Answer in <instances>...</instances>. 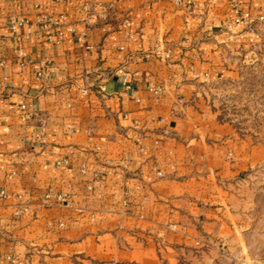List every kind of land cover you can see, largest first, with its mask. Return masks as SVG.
I'll return each mask as SVG.
<instances>
[{
	"label": "crops",
	"instance_id": "1",
	"mask_svg": "<svg viewBox=\"0 0 264 264\" xmlns=\"http://www.w3.org/2000/svg\"><path fill=\"white\" fill-rule=\"evenodd\" d=\"M241 2L257 30L263 1ZM233 20L229 0H0V264H183L226 237L228 186L264 168L204 98L258 36Z\"/></svg>",
	"mask_w": 264,
	"mask_h": 264
},
{
	"label": "rangeland",
	"instance_id": "2",
	"mask_svg": "<svg viewBox=\"0 0 264 264\" xmlns=\"http://www.w3.org/2000/svg\"><path fill=\"white\" fill-rule=\"evenodd\" d=\"M262 1L258 11L261 20L256 25L258 36L232 56L234 73L207 84L203 91L207 105L222 120L234 124L241 134L264 142ZM243 177L228 186L226 212L222 213L227 222L222 235L226 237L220 239L203 232L204 242L180 251L183 264H264V168L252 171L250 178ZM154 242L158 245L157 236Z\"/></svg>",
	"mask_w": 264,
	"mask_h": 264
},
{
	"label": "built area",
	"instance_id": "3",
	"mask_svg": "<svg viewBox=\"0 0 264 264\" xmlns=\"http://www.w3.org/2000/svg\"><path fill=\"white\" fill-rule=\"evenodd\" d=\"M182 1L183 0H176V3L179 4ZM184 1L186 3V7L187 8H191L193 0H184ZM229 3H230L231 8H232V10L234 12L233 24L235 26H246L248 29H250L251 31L255 32L256 29H255L254 24H253V17H252L251 11L249 9L244 8L242 6L241 0H229ZM94 16H102V15H99L98 13H90L87 18H90V17L92 18ZM37 21L39 23L47 22V23L53 24L54 27L57 26V24H58V22H55L53 20V18L49 17V16L38 17ZM27 22L28 21L25 18H21L19 20L16 17H14V16H12L10 18V25H11V27L14 30H17V27L19 25L27 23ZM126 22H127V20L125 19V23ZM71 30L73 31L74 29L71 28ZM62 35H63V31L60 30V29H56L54 32H50L47 35V40L50 41V42L59 41L60 38L62 37ZM17 58L19 59L20 64L22 66H25L26 64H28V63H30L32 61L31 58H29L27 56V54L25 52V49L23 47L18 48V50H17ZM39 63H40V68L38 70V75L39 76H43L44 73H45V70L47 68L48 62L45 61V60H41ZM161 91H162V88H155L154 89V92L156 94H159ZM22 109L25 110L26 106L23 105ZM23 117L24 118H28L29 117V113L28 112H24L23 113ZM160 121L164 122L163 119H161ZM34 137L37 140H41L43 142L45 141V135L41 131H35ZM99 172H101V171H99ZM1 194L3 196H5L6 192L5 191H1ZM46 196H47V198H50L51 194L48 193ZM57 198H58V200L62 201V200H64V195L60 194V195L57 196ZM27 209H28V207L22 206L16 211V214L19 215V214L23 213L24 211H26Z\"/></svg>",
	"mask_w": 264,
	"mask_h": 264
}]
</instances>
